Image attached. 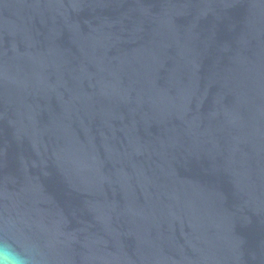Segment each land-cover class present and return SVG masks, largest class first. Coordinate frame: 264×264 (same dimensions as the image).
I'll use <instances>...</instances> for the list:
<instances>
[{"label":"water","instance_id":"1","mask_svg":"<svg viewBox=\"0 0 264 264\" xmlns=\"http://www.w3.org/2000/svg\"><path fill=\"white\" fill-rule=\"evenodd\" d=\"M0 241L264 264V0H0Z\"/></svg>","mask_w":264,"mask_h":264},{"label":"clouds","instance_id":"2","mask_svg":"<svg viewBox=\"0 0 264 264\" xmlns=\"http://www.w3.org/2000/svg\"><path fill=\"white\" fill-rule=\"evenodd\" d=\"M0 264H33V262L11 243L0 241Z\"/></svg>","mask_w":264,"mask_h":264}]
</instances>
